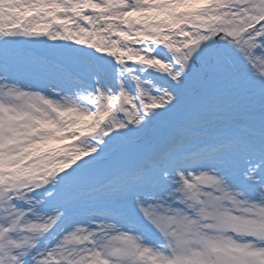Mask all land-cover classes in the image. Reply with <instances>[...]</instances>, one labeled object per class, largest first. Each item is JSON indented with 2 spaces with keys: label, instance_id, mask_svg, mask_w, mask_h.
Masks as SVG:
<instances>
[{
  "label": "snow or ice",
  "instance_id": "snow-or-ice-1",
  "mask_svg": "<svg viewBox=\"0 0 264 264\" xmlns=\"http://www.w3.org/2000/svg\"><path fill=\"white\" fill-rule=\"evenodd\" d=\"M0 264H264V0H0Z\"/></svg>",
  "mask_w": 264,
  "mask_h": 264
}]
</instances>
